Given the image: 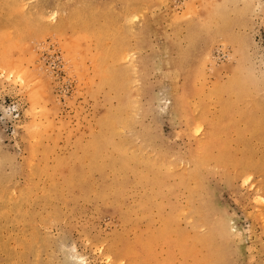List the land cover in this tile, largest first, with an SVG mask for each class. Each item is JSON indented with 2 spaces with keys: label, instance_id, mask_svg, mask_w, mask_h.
Returning a JSON list of instances; mask_svg holds the SVG:
<instances>
[{
  "label": "rangeland",
  "instance_id": "obj_1",
  "mask_svg": "<svg viewBox=\"0 0 264 264\" xmlns=\"http://www.w3.org/2000/svg\"><path fill=\"white\" fill-rule=\"evenodd\" d=\"M262 123L264 0H0V264H264Z\"/></svg>",
  "mask_w": 264,
  "mask_h": 264
},
{
  "label": "bare ground",
  "instance_id": "obj_2",
  "mask_svg": "<svg viewBox=\"0 0 264 264\" xmlns=\"http://www.w3.org/2000/svg\"><path fill=\"white\" fill-rule=\"evenodd\" d=\"M93 15V14H92ZM94 19V18H93ZM18 29V28H17ZM16 31H18V30H16ZM259 123V122H258ZM262 125H264L263 123H262ZM162 236V235H161ZM163 237V236H162Z\"/></svg>",
  "mask_w": 264,
  "mask_h": 264
}]
</instances>
